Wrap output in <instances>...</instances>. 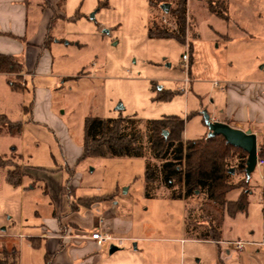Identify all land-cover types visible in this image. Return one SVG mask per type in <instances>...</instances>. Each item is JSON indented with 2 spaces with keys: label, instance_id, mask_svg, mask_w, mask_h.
I'll return each mask as SVG.
<instances>
[{
  "label": "rangeland",
  "instance_id": "1",
  "mask_svg": "<svg viewBox=\"0 0 264 264\" xmlns=\"http://www.w3.org/2000/svg\"><path fill=\"white\" fill-rule=\"evenodd\" d=\"M29 1V38L45 10L63 17L52 27L51 47L43 54L42 42L34 46L42 53L41 70L49 72L43 74L47 83L33 82L28 74L24 87V76L0 73V115L22 124L20 133L0 131V155L11 158L4 167L0 156V250L16 248L20 264H46L53 250L41 238L43 227L53 233L64 224L71 231L91 233L95 220L112 209L114 238L91 253L96 264H264V198L257 171L250 176L256 187L248 213L232 217L226 207L206 205L204 196L172 199L174 190L160 177L151 184L146 180L147 163L161 167L163 161L151 156L144 123L181 116L186 120L183 136L191 140L209 134L206 115L223 122L225 78L245 77L250 68L256 72L264 65L262 4L230 0L229 16L222 18L217 16L225 12L218 0H188L183 43L148 35L153 21L181 32L172 13L177 0ZM165 2L171 4L169 12L161 8ZM77 13L82 15L78 19ZM2 39L25 43L13 33H0V49ZM18 57L25 60L23 53ZM52 77L53 83L48 80ZM11 80H21L23 89H14ZM90 115L143 122L135 130L142 133L146 156L79 160ZM25 168L22 184L8 181L9 169L24 173ZM241 177L234 170L231 180ZM108 195L113 196L93 207L72 209L78 198ZM191 207L193 218L200 220L197 228L186 221ZM203 215L220 223L219 240L200 234L209 224ZM76 217L81 229L72 225L79 223ZM237 240L245 242L243 249L236 247ZM112 245L117 246L113 253Z\"/></svg>",
  "mask_w": 264,
  "mask_h": 264
},
{
  "label": "trees",
  "instance_id": "2",
  "mask_svg": "<svg viewBox=\"0 0 264 264\" xmlns=\"http://www.w3.org/2000/svg\"><path fill=\"white\" fill-rule=\"evenodd\" d=\"M187 2L188 0H177V8L172 11L176 16L180 33L167 27L159 26L153 21V26L149 29L148 35L154 38H176L186 43L187 41ZM221 2V1H218ZM154 0H150L153 4ZM215 4V2H211ZM221 4L225 5L224 2ZM212 12H216L213 8ZM217 15L226 17L225 13ZM82 15L77 13L75 18ZM59 14L54 13L49 24L46 45H49L50 32L54 28ZM72 20V18H69ZM53 27V28H52ZM23 62L13 54L0 53V73L16 74L23 78ZM14 89H23L22 81H10ZM26 85V84H25ZM26 87V86H24ZM174 94V93H172ZM137 122L128 117L103 118L90 115L85 120V136L83 142V152L79 160L90 156H146L142 133L135 130ZM146 124L148 143L150 144V154L155 159L162 160L161 167L147 163L146 176L151 184L160 177L168 188H172L171 198L175 200L204 196V203L215 210L226 207L228 214L235 217L239 212L248 210L250 196L252 194L251 179L248 177L247 157L248 154L240 147L231 145L222 135L210 136L207 134L203 138L185 140L183 133L186 120L178 115L165 116L160 119H150ZM17 128V130H15ZM7 129L11 133H20L21 123L9 122L5 115H0V131ZM167 131V136L165 135ZM258 155L264 157V143L258 145ZM1 156V155H0ZM4 167L8 166L11 158L1 156ZM234 169L236 173H241L238 181L231 180ZM24 173L20 169H9L8 181L15 185L22 184ZM67 186L63 187L66 193ZM235 194V196H232ZM106 197L78 198L72 202V209H76L80 204L91 206ZM74 206V207H73ZM193 208L188 209L186 221L189 226L197 228L199 219L193 218ZM208 230L202 232L204 237L211 236L214 240H219L222 235L221 225H218L215 218H205ZM219 223V222H218ZM220 224V223H219ZM53 254L47 253L46 264H51ZM0 264H20L19 251L16 248L11 250H0Z\"/></svg>",
  "mask_w": 264,
  "mask_h": 264
},
{
  "label": "crops",
  "instance_id": "3",
  "mask_svg": "<svg viewBox=\"0 0 264 264\" xmlns=\"http://www.w3.org/2000/svg\"><path fill=\"white\" fill-rule=\"evenodd\" d=\"M218 1L225 3L224 13L226 17L222 18H228L229 9L231 8L230 0ZM254 1L259 5L262 4V6L264 7V0ZM29 9V0H0V33H4L5 35L13 33L21 37L23 41H25V43L22 45L21 43H16L11 39H2L4 40L3 42H5V47L3 46V49H0V53L13 54L17 57L21 53L25 54L24 61L20 57L18 58L23 62L24 65L23 75L25 77L26 87L28 85V80L26 78L28 74L32 76L33 82H48L46 80L47 78L44 77L43 74L49 72H45V70H41L40 68L42 65L40 63L42 62V53L40 50H38V48L34 46H38L42 42L41 47L44 49L43 54L46 52L45 50L51 47V43L49 45H46V38L50 21L52 19V16L54 15L48 10H45L46 13L44 14V17L39 24L38 31L32 38H29ZM60 16L63 17L62 15ZM10 22L14 23L13 27H11L12 25L10 26ZM47 63L48 60L46 59L45 67H47ZM48 80L51 83L56 81L55 77H52ZM225 83L226 86L222 88V90L225 91V102L223 104L224 108L221 109L223 113V123H227L233 127L241 128L243 130L251 129L257 135L258 145L260 143H264V65L256 72H254V68H250L249 74L245 77L239 78L228 75L227 79L225 78ZM256 171L259 184L261 185L262 168L256 169ZM24 174H27V169ZM260 185H257V188L259 190L260 196L264 198V192L262 191ZM255 187L256 186L254 184H251L252 194L250 196V204L248 210L252 204L251 198L255 196ZM260 199L261 198H259V200ZM95 205H97V203L92 204L91 206L80 204L78 207H76V209L79 210L80 206L93 207ZM248 210L239 213H248ZM79 217H76L75 220L80 224L77 222H73L72 225L81 229L83 224H81V218ZM116 219L117 218L115 217L113 210L108 209L102 217L95 220V228L91 233H82L77 229L71 231V227H65V225L63 224L59 231L56 230L53 232V234L52 232H47L46 228L43 227L44 232L41 238L46 239L47 247L53 250H49V253L53 254L54 257L52 258L51 264H75L76 262L77 264H96L97 257H93L91 253L95 250H101L100 248L104 243H100L99 241L93 239L91 235L95 231H109L113 233L115 231L114 221ZM262 224L264 235V218ZM51 227L56 229V225L54 224H52ZM74 245H77L78 247Z\"/></svg>",
  "mask_w": 264,
  "mask_h": 264
},
{
  "label": "water",
  "instance_id": "4",
  "mask_svg": "<svg viewBox=\"0 0 264 264\" xmlns=\"http://www.w3.org/2000/svg\"><path fill=\"white\" fill-rule=\"evenodd\" d=\"M161 8L164 12H169L171 8L170 3H163ZM108 32V30H105ZM205 123L209 128V135H222L228 143L233 146L240 147L248 154L247 157V175L251 176L252 172L256 170L257 158H258V141L257 135L251 130H243L241 128L233 127L227 123L211 120L209 115L205 116ZM167 131L165 135L167 136ZM234 172V169H231ZM117 250V246L112 245L110 252L113 253Z\"/></svg>",
  "mask_w": 264,
  "mask_h": 264
},
{
  "label": "built area",
  "instance_id": "5",
  "mask_svg": "<svg viewBox=\"0 0 264 264\" xmlns=\"http://www.w3.org/2000/svg\"><path fill=\"white\" fill-rule=\"evenodd\" d=\"M261 168H262V171H261V180H262L261 188H262V191L264 192V158L260 157L258 155L256 169H261ZM91 237L93 239L99 241L100 243L109 242V241L113 240V238H114L112 233L109 231H104V232L95 231L92 233ZM235 244H236V247L238 249H243L245 242L241 241V240H237V241H235Z\"/></svg>",
  "mask_w": 264,
  "mask_h": 264
}]
</instances>
